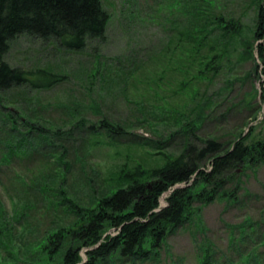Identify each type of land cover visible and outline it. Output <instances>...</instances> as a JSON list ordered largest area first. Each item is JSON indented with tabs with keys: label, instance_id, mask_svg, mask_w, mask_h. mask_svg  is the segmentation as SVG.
Wrapping results in <instances>:
<instances>
[{
	"label": "rangeland",
	"instance_id": "rangeland-1",
	"mask_svg": "<svg viewBox=\"0 0 264 264\" xmlns=\"http://www.w3.org/2000/svg\"><path fill=\"white\" fill-rule=\"evenodd\" d=\"M100 2L108 17L104 36L83 50L67 51L54 41L22 35L9 42L4 57L10 67L33 73V82L42 76L38 71L59 77L46 87L29 83L0 93V213L19 234L24 222L14 213H26L29 225L22 243L14 240L0 253L12 255L16 264H30L22 244L75 220L70 202L91 208L121 189L118 178L124 170L161 167L165 156L158 152L179 155L185 145L180 129L186 124L197 126L198 139H214L225 148L249 128L250 137L264 133V78L253 41L255 0ZM220 19L238 24V34L220 30ZM204 24L208 33L199 44L205 36L194 37L195 28ZM9 114L16 116L19 133L27 130L26 121L32 122L35 128L50 129L51 141L32 150L31 136L25 149L18 139L6 140L11 126L4 117ZM81 120L87 126L106 120L128 134L117 142L96 137L75 127ZM19 133L12 132L14 137ZM196 139L190 142L198 144ZM6 148L16 152L10 162ZM200 188L198 184L194 190ZM170 191L162 195L160 208ZM223 192L234 197L195 203L192 221L167 238L155 260L142 264H199L207 241L227 253L241 224L263 219L264 164L238 169ZM247 233L253 234L251 229ZM116 234L108 227L103 236Z\"/></svg>",
	"mask_w": 264,
	"mask_h": 264
},
{
	"label": "trees",
	"instance_id": "trees-1",
	"mask_svg": "<svg viewBox=\"0 0 264 264\" xmlns=\"http://www.w3.org/2000/svg\"><path fill=\"white\" fill-rule=\"evenodd\" d=\"M254 4L253 41L264 78V0H255ZM107 21L100 0H0V93L29 83L39 88V84L46 87L47 83L59 81L57 75L38 71L36 74L42 76L33 82L30 78L33 73L10 67L4 62L9 42L16 37L29 35L42 41H54L67 51L78 52L104 36ZM219 21L217 26L220 30L228 32L229 28L230 32L233 30L232 34H238V24L222 19ZM195 29L194 37L208 33L205 24ZM202 37L198 39L199 44L206 39V36ZM195 49L199 48L196 46ZM213 49L211 46L210 51ZM215 58L216 55L211 57V61ZM210 65L207 63L206 67ZM211 68L212 72L218 71L217 67ZM4 119L11 126L7 133L9 139L6 140L18 139L21 149L26 148L27 136H31L32 143L28 144V148L32 150L43 148L51 141V136L47 134L50 129L35 128L34 123L26 121L27 130L19 133L16 116L9 114ZM75 127L114 142L128 134L120 125L106 120L100 121L98 126H87L81 120L76 122ZM198 130L197 126L186 124L180 129L185 137V145L179 155L158 152V155L165 156V163L161 167L124 170L118 178V183H122L121 189L101 198L93 207H79L70 202L68 211L75 220L51 229L35 241L22 244L24 251L29 250L27 261L30 264H142L155 260L167 238L192 221L195 203L208 205L218 198H233V193L227 195L223 192V186L230 176L234 177L238 169L253 170L264 164V133L253 138L250 137L252 128H249L247 134L240 133L230 147L225 148L214 139H198L195 137ZM12 132H18V137H14ZM192 137L197 138L198 144L190 142ZM154 148L161 150V147ZM8 151L7 162H10L16 152ZM198 184L202 188L195 191L194 187ZM168 191L166 206L160 208V199ZM14 214L24 222V227L19 224L24 234L29 230L26 213ZM3 220H6L4 213H0V253L9 248L14 240L21 242L23 237L22 233L15 232L16 227L10 223L11 220ZM108 227L114 228L117 234L104 237ZM238 229L239 238L234 237L229 242L227 253H221L212 243L205 242L199 264H264V216L260 222L241 224ZM248 229L253 234L259 233L250 246L245 245L246 239L253 235L247 233ZM245 246L250 248L246 251ZM259 248L262 249L261 253L258 252ZM82 253L86 255L85 259ZM43 257L45 259L41 261ZM9 260L14 264L12 255L2 256L0 264H8Z\"/></svg>",
	"mask_w": 264,
	"mask_h": 264
}]
</instances>
